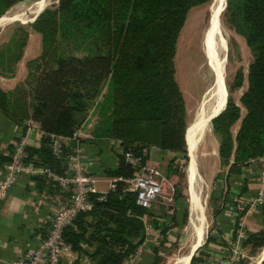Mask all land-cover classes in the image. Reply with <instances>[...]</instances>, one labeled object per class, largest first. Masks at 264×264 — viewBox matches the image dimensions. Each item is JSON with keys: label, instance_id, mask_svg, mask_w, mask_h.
Listing matches in <instances>:
<instances>
[{"label": "trees", "instance_id": "1", "mask_svg": "<svg viewBox=\"0 0 264 264\" xmlns=\"http://www.w3.org/2000/svg\"><path fill=\"white\" fill-rule=\"evenodd\" d=\"M14 1L0 0V5ZM199 1L203 0H61L36 20L44 50L32 60L31 86L17 93L0 87V108L18 121L32 117L44 130L71 135L84 120L87 107L98 99L103 117L96 134L119 138L124 150L140 151L156 144L177 151L176 157L189 158L185 100L175 77L174 55L186 13ZM228 6L256 54L242 96L248 113L236 150V158L241 159L244 151L249 156L264 154V0H228ZM71 38L79 40L83 53L66 47L63 39ZM237 116L229 101L212 119L225 136L223 152L229 151L226 134ZM29 149L61 169L46 136L43 147ZM231 171L240 173L242 168L234 165ZM133 172L121 151L114 174L130 177ZM125 186L124 180H118L105 199L94 194V206L65 228L74 248L79 249L83 240L95 246L90 255L98 264H121L135 249L128 234L139 233L141 216L151 212L137 202V192ZM177 200L184 213V203L179 196ZM179 217L173 216L174 222ZM260 235L264 228L253 239ZM198 258L194 254L191 264H197Z\"/></svg>", "mask_w": 264, "mask_h": 264}, {"label": "crops", "instance_id": "2", "mask_svg": "<svg viewBox=\"0 0 264 264\" xmlns=\"http://www.w3.org/2000/svg\"><path fill=\"white\" fill-rule=\"evenodd\" d=\"M37 54V52L32 53L31 50L29 53V49H26L14 69L8 74L0 72V87L6 91L14 90L28 73L26 61ZM206 55L208 54L206 53ZM176 76L179 80L178 75ZM177 82L188 110L192 106L189 101L192 96L196 97V93H193V89L188 88L181 81ZM92 123L93 121L89 122L88 125ZM42 129L40 122L32 117H28L24 121H18L0 108V177L1 163L8 157V151L13 141L23 136L27 139L28 149L32 147L41 148L44 144ZM200 132L197 134V138L198 135L200 136ZM187 138L192 149L193 143L189 132ZM81 141L84 150L92 156L93 162L90 165V171L97 178L99 188L102 190L109 189L113 179L121 176L114 174V169L119 165L120 152L123 149L121 140L114 136L98 135L94 131V127L88 126L83 129ZM197 142L198 139H196ZM197 146L198 144L196 149L198 148ZM149 147L151 149V160L163 167L161 175L164 181L163 193L149 207L151 212H146L141 216L143 227L140 232L128 234L129 240L135 243V249L126 255L121 264H158L155 256L158 249L157 244L151 242L144 247L142 252L137 251L141 241H143L147 222L153 221L156 223L158 222L156 218L160 217H163V221L167 223L169 221L174 222L173 216H182L177 204V195L173 193L175 173L174 170L171 171L175 166L174 162L180 159V157H176L178 152L171 149H163L156 144H152ZM29 158L37 166L45 164L43 156L37 152L31 153L30 149ZM260 159V162L244 166V171L240 173L234 174V172H230L228 174L227 172L226 180L221 177V181L223 182L224 180L225 183V185L223 183L221 185L224 193L217 198H212L214 204L213 214H211L212 224L210 227L209 225L205 227L207 233L205 232L203 243L197 247L200 249V257L196 262L197 264H217L218 260L223 264H246L243 260L244 257L238 254V250H230V247L245 244V248H247L248 244L253 243V235L264 228V203L251 206L246 200L255 195L260 185V178L264 168V154L260 156ZM228 168H226V171L229 170ZM201 184L202 182L199 186ZM56 204V194L50 181L39 173L32 171L25 172L20 176L18 181L11 187L8 195L0 198V264H10L16 253L38 242L49 226L50 217ZM191 211H193V207ZM205 215H207L206 210ZM241 221L243 225L240 224ZM80 246L79 249L73 247L71 251H68L63 256L61 264H98L90 255L95 246L84 240L80 242ZM228 254L235 256L231 257ZM191 260L192 257L189 264H191ZM253 264L258 263L255 261ZM259 264H264V257Z\"/></svg>", "mask_w": 264, "mask_h": 264}, {"label": "rangeland", "instance_id": "3", "mask_svg": "<svg viewBox=\"0 0 264 264\" xmlns=\"http://www.w3.org/2000/svg\"><path fill=\"white\" fill-rule=\"evenodd\" d=\"M40 1L41 0H16L7 6L4 4L0 5V17L3 14L6 15L15 13H22V15H24V18H16L13 21L1 26L5 17L4 15L0 22V72L8 74L12 69H14L17 65V62H19L23 57L26 49H29V53L30 50L32 53H38L36 56L26 61L28 73L25 79L20 82L17 87L14 88V90L11 91L14 93H17L21 88L23 89L24 87L29 89L31 86V77L29 76L30 70L35 67V63L32 60L41 57L43 54L44 36L36 26V20L38 19L39 14L47 8L58 7L61 3V0H50L43 10L37 16H34L33 12L31 11V7ZM212 2L213 0H203L190 6L176 40V49L174 55L176 80L181 81L188 88H192L193 93H196V97L192 96L189 101L192 106H190V108L187 110L185 105L184 119L188 125L191 120L195 119V117L198 115V104L201 103V97L206 88L209 86L212 87L211 84L215 78L211 65H213L215 68L217 65L214 61H212V59L208 57V55H206L202 36L204 31L203 29L206 26L205 24L208 23L210 18V8ZM221 20L225 31L224 36L227 52V59L225 56V62L223 63V67L224 65L226 66L227 73L226 106L228 105L229 101H231L236 108L238 116L229 125L228 133L226 134L227 145L225 149H229V151H224L225 153L223 152L222 144L224 142L225 136L215 129L213 120L206 127L204 136L201 138L198 145L197 158L198 162L200 161V177L204 178V181H202L204 190H202V195L206 206L205 210L207 215L205 216L206 223H204L206 227L208 225L210 227L212 224L211 214H213L214 210L212 198H217L224 193L222 191L221 185L222 183L225 185L224 180L227 178L226 173L228 172V174H230V172H234L235 174V171H231V167L234 165L235 167L240 166L242 171H244V166L249 165L250 163L260 162V156L263 155L255 154L249 156L246 154L247 151H244L241 159L236 158L239 132L242 128L244 118L248 113V108L243 103L242 96L249 87L251 66L255 61L256 54L253 47L249 44L245 33L237 27L233 18L232 10L228 6V0L227 4L222 10ZM63 41L65 44H67L66 47H70L72 49L71 52L83 53V46L76 38H71L70 41L63 39ZM176 75H178L179 80L177 79ZM215 86L212 88L210 87L211 89L209 91L213 90ZM199 93L200 95L197 96ZM97 101L98 99H96L85 110L86 115L84 120L81 122V124L84 123L85 127L89 126L94 127L95 129L99 123V120L103 117V108H100L97 105ZM107 106L111 107L112 105L108 103ZM92 121L93 123L88 125V123H91ZM189 159L190 154L189 158L180 156V159L174 162L175 166L173 170L175 173V181L173 182V193L174 195L179 196L180 201L184 203L182 208L184 213L181 212L182 216H180L177 220L175 219V224H173L174 222L171 221L168 223L165 221H160L159 228H161L164 232L165 243L161 242L157 246L158 249L155 256L158 260V264H173L179 254L189 251L191 247L192 227L190 219H192L194 212V195L193 187L190 182L192 176L189 177V174L192 175L190 168L191 165L189 166V174L187 171ZM227 167H229L228 171H226ZM161 168L163 169L162 166ZM221 177L224 179L223 182L221 181ZM188 184H190V192L188 189ZM198 187L200 186L198 185ZM199 189L197 192H200L201 194ZM190 203L191 208L193 207L192 214ZM260 237L261 238L253 239V243L248 244V246H246L247 248H245V244H243L240 246L236 245L234 247H230V250H238V254L244 257L243 260L246 264H253L259 258L261 254L260 252L263 248L264 235H260ZM199 252V248L195 249V256L200 257ZM228 256L234 257L235 255L228 254Z\"/></svg>", "mask_w": 264, "mask_h": 264}, {"label": "built area", "instance_id": "4", "mask_svg": "<svg viewBox=\"0 0 264 264\" xmlns=\"http://www.w3.org/2000/svg\"><path fill=\"white\" fill-rule=\"evenodd\" d=\"M84 127V123L81 124L71 135L42 129L43 135L49 139L51 152L59 161L61 169L47 163L35 165L29 158L26 137L20 136L11 144L8 157L1 163L0 198L8 195L11 187L23 173L32 171L50 181L57 204L51 214L49 226L38 242L16 253L10 264H61L63 256L73 248L72 242L64 235L65 228L74 225L80 213L94 206V194H98L99 199H105L107 193L116 188L118 180L126 182V189L136 191L137 202L145 207H151L153 201L163 193L162 168L151 160L149 146H143L140 151L132 148L122 149L125 159L134 167L133 175L117 176L109 189H100L97 178L90 171L92 156L84 150L81 141ZM246 200L251 206L264 203V168L257 192ZM163 219L156 218L158 220L156 223L147 222L143 241L137 248L138 252H142L151 242L157 245L165 242L164 232L157 225ZM240 224L243 225V222ZM217 264L223 263L218 260Z\"/></svg>", "mask_w": 264, "mask_h": 264}, {"label": "bare ground", "instance_id": "5", "mask_svg": "<svg viewBox=\"0 0 264 264\" xmlns=\"http://www.w3.org/2000/svg\"><path fill=\"white\" fill-rule=\"evenodd\" d=\"M225 1L226 0H213L211 5V14L210 18L207 24H205V28L203 29V40H204V49L205 53L208 54L209 58L212 59V61L215 62L217 65L216 68L211 65L214 71V81L211 84L212 87L215 86L213 90L209 92V90L212 88L209 86L206 88L205 93L202 97L201 103L198 108V115L195 117V119L191 120L189 123V126L187 128V134L189 132L192 145V153L190 155L189 159V165L187 168V171H189V166L191 165V171L192 175L189 174V177L192 176L190 182L193 187V195H194V212L193 217L191 220V227H192V241H191V247L189 251L183 252L178 255V257L175 259V262L173 264H189L191 255L195 251V249L203 243L204 235H205V203L203 200L202 190H203V184H201V188H198V185L204 181V178L200 177V169H199V162L197 158V149L196 148V139L197 134L200 132V136L198 135V145L203 137L204 131L208 124L210 123V118L215 113L219 112L226 103L227 100V86L225 85L224 78L226 79L227 73H226V66L223 63L225 62V56L227 59V52H226V45H225V31L222 24L221 13L222 10L225 7ZM50 0H41L39 3L33 5L31 7V11L33 12V15L35 16L36 13H38L42 8H44ZM24 10V9H23ZM28 11V10H27ZM5 14H3L0 17V22L3 19ZM32 15V16H33ZM16 18H24V15L22 13H15V14H6L2 25L7 24L10 21H13ZM0 26V27H1ZM228 46V45H227ZM226 54V55H225ZM206 56V55H205ZM207 58V57H206ZM211 87V88H210ZM210 114V115H209ZM209 115V117H208ZM208 117V118H207ZM207 118V119H206ZM206 119V120H205ZM205 120V121H204ZM189 130V131H188ZM203 130V131H202ZM188 140V138H187ZM189 143V141H188ZM190 146V143H189ZM198 147V146H197ZM191 148V146H190ZM192 160V162H191ZM202 170V169H201ZM191 173V172H190ZM201 181V182H200ZM190 185V184H189ZM207 186V185H206ZM201 191L197 192V190ZM190 190V187H189ZM204 191V190H203ZM192 197V196H191ZM191 204V203H190ZM193 206V205H192ZM191 209V205H190ZM192 213V211H191ZM204 226V229H203ZM207 237V236H206ZM260 256L257 259V263H260V260L264 257V248H262V251L260 252Z\"/></svg>", "mask_w": 264, "mask_h": 264}, {"label": "water", "instance_id": "6", "mask_svg": "<svg viewBox=\"0 0 264 264\" xmlns=\"http://www.w3.org/2000/svg\"><path fill=\"white\" fill-rule=\"evenodd\" d=\"M227 4V0L225 1V5ZM43 10V8L38 12V13H36L35 14V16H37L41 11ZM224 81H225V85L224 86H226V79L224 78ZM214 83H215V81H214ZM226 89H227V87H226ZM226 103H227V100H226ZM226 103H225V106H226ZM225 106L219 111V112H217V113H215L214 115H212L211 116V118H210V121H212V119L215 117V116H217L224 108H225ZM186 140H187V134H186ZM187 144H188V152H189V154L191 155V153H192V151H191V148H190V146H189V143H188V140H187ZM198 144V142L196 143V145ZM196 149V148H195ZM171 206H173V204H171ZM194 253V252H193ZM193 255V254H192ZM192 255H191V257H192Z\"/></svg>", "mask_w": 264, "mask_h": 264}]
</instances>
